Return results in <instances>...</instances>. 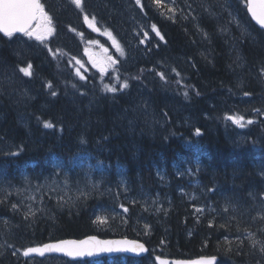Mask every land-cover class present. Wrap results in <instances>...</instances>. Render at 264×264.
Segmentation results:
<instances>
[{
    "label": "trees",
    "instance_id": "16d2710c",
    "mask_svg": "<svg viewBox=\"0 0 264 264\" xmlns=\"http://www.w3.org/2000/svg\"><path fill=\"white\" fill-rule=\"evenodd\" d=\"M89 1L79 9L40 0L59 32L49 53L31 58L33 99L14 103L0 86V264H155L153 256L264 264V32L249 18L245 0H173L180 10L170 16L143 0L163 42L150 40L155 46L146 58L130 56L129 49L118 64L128 87L116 93L104 91L95 75L79 79L68 64L67 56L77 54L70 41L63 44V31L83 25L85 17L105 20L100 15L108 8L101 6L108 0ZM232 33L236 42L228 48ZM6 41L0 36V64L12 65ZM234 68L242 70L244 92L233 87ZM134 86L155 98L164 117L154 131L137 120L133 127L117 120L118 112L132 115ZM167 91L182 98L189 121L179 123L182 117L163 108ZM225 116L254 122L240 132ZM52 178L63 192L41 188L31 200L17 191ZM87 236L138 240L150 253L140 261L117 256L85 263L16 256L27 247Z\"/></svg>",
    "mask_w": 264,
    "mask_h": 264
},
{
    "label": "rangeland",
    "instance_id": "374dc122",
    "mask_svg": "<svg viewBox=\"0 0 264 264\" xmlns=\"http://www.w3.org/2000/svg\"><path fill=\"white\" fill-rule=\"evenodd\" d=\"M66 1L69 3V1L71 0ZM141 5L142 0H140L139 4H137L136 0H108L106 4H102L101 7L108 8L105 10L106 14L102 13V15H100L104 17V22L96 17L92 20V23H94L95 25L101 24V30L99 33L97 32V36L94 39L90 41L87 40L88 42L84 44L82 49L83 52H87L91 55L93 54L94 58L90 60L88 57H84L83 54L82 58H78L72 55L68 57L66 55L67 60H69L68 64L70 66V70L73 74H75V76H77L81 80H84L90 75H95L98 83H100L104 91L113 89L112 92L116 93L118 90H121L123 88L125 89L123 85L128 83L122 82L120 80L118 70V64L120 63V61H124L128 58L129 49L130 56L132 54V56L135 55L137 58H141L142 56L144 57L147 45L151 44L150 40L154 39L155 41H158V38H160V34H156L157 30L153 31V26H150L144 21V16H142L144 9H142ZM153 7L154 12H157L155 11L156 9L158 11L161 10L159 11V16L161 12L162 14L164 12V14L166 15L167 13H169L168 15H175V13L179 9V4L176 5L173 0L172 2L170 0H161L160 6H157V4L155 3ZM170 8L172 9V11H169ZM106 21L108 24L110 23V25H114L115 22V28L112 27L110 29L108 27V24L105 23ZM124 23L127 24L124 25ZM235 23L239 29L238 32L240 33V36L246 38L248 34L247 29L242 26L237 19ZM39 24L40 21H36L34 27L31 30L33 32H36L37 26ZM53 25L55 26L54 22L51 20L50 26L52 27V29H54ZM44 27L46 26L41 27V32L44 31ZM115 32L117 35L115 34ZM106 33H111V38H109ZM53 34L54 30L43 40L36 39L35 35L28 36L25 34L18 38L10 37L7 39L5 44L8 47L9 53L15 58V63L12 65H5V63L0 64V86L1 89H3V94L7 95V97H10L11 101H13L14 103L20 104L21 102L33 99L32 95L34 92L31 90L32 88L29 85V78L31 75L25 76L24 73L20 71V69L27 68L29 65H31V58L35 56L36 52L39 49H43V51L46 50L48 53V49L50 50V48L48 47L49 37ZM225 34H227V32ZM113 40H115V44L113 43ZM142 40L144 41V43H141ZM235 42L236 36L232 33L230 42L227 44L228 48H231V43L235 44ZM121 52L123 54H121ZM232 52L233 50L231 51V53ZM61 54L62 52L60 53L57 50V53L55 52L54 57L58 55L57 57L59 59V56ZM176 60H178L179 62L180 58ZM77 61H79V63H77ZM112 61H115V63H113ZM233 62L236 65L234 57ZM234 69L236 71L233 72L235 73V84L233 85V87L238 93L244 92L246 81L244 80V75L241 73L242 70H238L237 68ZM30 71L32 73V69H30ZM81 77H83V79ZM249 89H253V86L250 84ZM160 100L163 108L167 107L172 111V114H174V116L182 117V120H179V123H181L183 120L189 121L191 119V116L190 114H188L187 109L183 107V105L185 104H183L182 98L174 94V91L173 93H170L169 91L164 92V95L161 96ZM128 102L132 109V115L128 119H126L127 114L124 111L117 113V120L122 121V123H126L128 127L135 126L137 120L140 122L142 127L150 131H154L158 128V126H160V124L163 123L164 117L155 107V98L142 87H133L132 92L130 93V98H128ZM209 102L211 103V101ZM206 103L208 104V101ZM222 104L223 101L221 100L220 102L214 103L213 107H215L216 109L217 105ZM224 106L225 105H223V107ZM238 117L243 118L241 121L242 126L233 124L232 121L231 123L232 126L240 132H243V130H245L247 126L251 124L248 123V121H252V123L254 122V119L246 118L247 116ZM41 188L46 191H48L49 189L61 192L64 191L62 183L55 178L49 180L47 179L41 184H38V186H34L26 182L22 187H19L17 191L23 193V195H26L28 197V199L32 200L36 196L37 191ZM80 188L81 187H79L78 189ZM16 256L22 258V251L17 252ZM62 264H67V262L63 261Z\"/></svg>",
    "mask_w": 264,
    "mask_h": 264
},
{
    "label": "snow or ice",
    "instance_id": "6c2138e0",
    "mask_svg": "<svg viewBox=\"0 0 264 264\" xmlns=\"http://www.w3.org/2000/svg\"><path fill=\"white\" fill-rule=\"evenodd\" d=\"M71 2L77 8L81 7V0H71ZM136 2L139 4L140 0H136ZM153 2L156 3L157 6H160L161 0H153ZM247 7L256 23L259 24L261 28H264V0H248ZM169 11H172V9L170 8ZM87 20L88 18L85 17L86 22ZM33 21H40L36 32L30 29V25ZM50 25L51 20L44 12L43 6L39 0H0V32L5 36L11 37L13 33L20 32L28 36L35 35L36 39L43 40L53 31ZM43 26L46 27H44V31L41 32L40 29ZM89 26L92 27L93 25L90 24ZM153 31H156L155 25H153ZM106 34L111 38V33ZM156 34L159 35V32ZM161 39H163V37H161ZM113 43H116L115 40H113ZM141 43H144V41L142 40ZM121 54L123 53L121 52ZM112 62L115 63V61ZM77 63H79V61H77ZM31 67L32 66L29 65L27 68H21L20 71L23 72L25 76H30L32 75L30 71ZM81 78L83 79V77ZM161 79H164L163 75H161ZM127 86V84L123 85L125 88ZM48 87H51V85H48ZM108 90L113 91V89ZM51 94L55 96L56 92L53 91ZM225 119L231 120L233 124L242 126V117L225 116ZM248 123H252V121H248ZM44 127L51 128L53 125L45 122ZM196 134L199 135V130H197ZM13 155H15V153H13ZM15 207L16 206L13 205V208ZM125 211H127V209H125ZM197 211H199V209ZM97 219L100 223H104L101 218ZM45 250L63 252L69 257H83L92 256L99 252H142L145 249L142 244H137L134 241H97L95 237H90L88 240L83 241H61L55 245H46L44 249L29 248L23 254L28 256L31 252H37L43 255ZM262 250H264V248H262ZM192 264H211V262L208 260H200L194 261Z\"/></svg>",
    "mask_w": 264,
    "mask_h": 264
},
{
    "label": "water",
    "instance_id": "95a60500",
    "mask_svg": "<svg viewBox=\"0 0 264 264\" xmlns=\"http://www.w3.org/2000/svg\"><path fill=\"white\" fill-rule=\"evenodd\" d=\"M246 4H248V0H246ZM247 12L249 17L251 18L252 22L262 31H264V28H261L259 24L256 23V21L252 18L251 14L248 11V7H247ZM35 21L32 22V24L30 25V28L32 27V25L34 24ZM88 23V21L86 22ZM24 33H20V32H16L13 33V35L16 36H21ZM0 36L2 37H8L5 36L2 32H0ZM90 237H95V239L97 241H134L137 244H142L144 246V251L142 252H99L96 253L92 256H77V257H69L66 256L63 252H58V251H48L45 250L43 255H40L37 252H31L29 253L28 256H25L24 254L22 255L25 259H30V258H38V259H45L47 257H60V258H64L68 261L71 262H83V261H87V260H97V259H101L104 257H115V256H125L127 258H133V259H142L145 258L149 252L150 249L141 241H137V240H133V239H128V238H108V239H102L98 236H87L84 237L82 239H64V240H59V241H53V242H48L42 245H36V246H32L29 248H37V249H44L46 245H55L60 243L61 241H83V240H88ZM29 248H27L25 251H27ZM24 251V252H25ZM23 252V253H24ZM200 260H208L211 262V264H217L218 263V258L217 257H198V258H194V259H184V260H174V259H167V258H161V257H154V262L155 264H192V262L194 261H200Z\"/></svg>",
    "mask_w": 264,
    "mask_h": 264
},
{
    "label": "flooded vegetation",
    "instance_id": "af4514ba",
    "mask_svg": "<svg viewBox=\"0 0 264 264\" xmlns=\"http://www.w3.org/2000/svg\"><path fill=\"white\" fill-rule=\"evenodd\" d=\"M65 2H66V4H67V6H71L73 3L71 2V1H69V4L67 3V1L65 0ZM84 2V0H81V3H83ZM143 0H142V5H141V7H142V9H144V8H146V11H145V9L143 10V15L142 16H144V19H145V22L147 23V24H149L150 26H153V25H155V27H156V30H157V32H159V34H160V38L158 39V41H162L163 39H161V37H163L162 36V33H161V29H160V27L157 25V24H155L154 23V20H152L153 19V17L151 16L152 15V13H151V11H149L148 9H147V7L146 6H144V4H143ZM41 3V2H40ZM41 5L43 6V9H44V12L49 16V18H50V20H52V18L50 17V14H48L47 13V10H45V8H44V5L41 3ZM74 5V4H73ZM76 7V6H75ZM79 9H82L81 7L79 8ZM154 9V7L152 8V10ZM154 11V10H153ZM148 13V14H147ZM156 14H157V12H155ZM159 13V12H158ZM151 14V15H150ZM84 18L82 19V22H83V25H78L79 26V28H77L78 26H74V28H69L68 29V27H67V30L66 31H63V35H62V40H63V42L64 43H67V44H69L70 42V46H71V48H72V50H75L76 51V54H77V56H80V57H82V54L84 55V57H88L90 60H92L93 58H94V56H93V54L91 55V54H88L87 52H83L82 51V49H83V46H84V44L86 43V42H88V41H90V40H92V39H94L96 36H97V32L99 33L100 32V30H101V24H94V23H92V20L93 19H90V22L88 23V24H84ZM90 24H92L93 26L92 27H90L89 25ZM114 24H116L115 22H114ZM81 26V27H80ZM53 30H54V34L52 35V36H50L49 37V41L51 40V39H53V38H55L56 36H57V34H58V32H59V30H58V27L55 25H53ZM78 29V30H77ZM95 29V30H94ZM86 32V33H85ZM65 34V35H64ZM68 35V36H67ZM85 36H89V38L90 39H86V37ZM70 37V38H69ZM73 39L75 40V41H73ZM66 40V41H65ZM88 40V41H87ZM152 40V39H151ZM67 41H70V42H67ZM153 41H155L154 39H153ZM163 42V41H162ZM73 44H75V45H73ZM152 46H154L152 43L151 44H149V45H147V49H146V53H148L149 52V50L150 49H148L149 47H152ZM78 48V49H77ZM41 52H44L43 51V49H39L37 52H36V54L35 55H37V54H40ZM50 52V50L48 49V53ZM145 53V54H146ZM144 54V55H145ZM73 56V55H72ZM77 56H75V57H77ZM106 58H107V56H106ZM93 62H94V60H93Z\"/></svg>",
    "mask_w": 264,
    "mask_h": 264
},
{
    "label": "bare ground",
    "instance_id": "6f19581e",
    "mask_svg": "<svg viewBox=\"0 0 264 264\" xmlns=\"http://www.w3.org/2000/svg\"><path fill=\"white\" fill-rule=\"evenodd\" d=\"M88 1H89V0H88ZM179 1H180V0H179ZM89 2H90V1H89ZM175 2H176V1H175ZM87 4H88V2H87ZM152 4H154V3H152ZM175 4H176V3H175ZM87 6H88V5H87ZM144 6H145V5H144ZM150 7H151V6H150ZM152 7H153V6H152ZM144 9H145V11H146V8H144ZM158 9H159V8H158ZM87 10H88V9H87ZM97 10H98V8H97ZM156 10H157V9H156ZM156 10H155V11H156ZM178 10H180V8H179ZM159 11H160V10H159ZM88 12H89V11H88ZM93 12H94V11H93ZM98 12H99V11H98ZM98 12H97V13H98ZM157 12H158V11H157ZM151 13H152V12H151ZM91 14H93V13H91ZM95 14H96V12H95ZM99 14H100V13H99ZM99 14H98V15H99ZM126 14H127V13H126ZM147 14H148V13H147ZM160 14H162V12H161ZM150 15H151V14H150ZM158 15H159V14H158ZM171 15H172V14H171ZM144 16H145V15H144ZM151 16H153V15H151ZM154 16H155V15H154ZM164 16H165V15H164ZM169 16H170V15H169ZM97 17H99V16H97ZM161 17H162V16H161ZM165 17H166V16H165ZM78 18H79V17H78ZM100 18H101V17H100ZM154 18H155V17H154ZM79 19H80V18H79ZM171 19H172V18H171ZM232 19H233V18H232ZM234 19H235V18H234ZM152 20H153V19H152ZM78 21H80V20H78ZM125 21H126V20H125ZM144 21H145V20H144ZM103 22H104V21H103ZM106 22H107V21H106ZM106 22H105V23H106ZM126 22H127V21H126ZM234 22H235V21H234ZM78 23H79V22H77V24H78ZM71 24H72V23H71ZM77 24H76V25H77ZM80 24H81V23H80ZM80 24H79V25H80ZM106 24H107V23H106ZM109 24H110V23H109ZM112 24H113V22H112ZM126 24H127V23H126ZM126 24L124 23V25H126ZM74 25H75V24H74ZM74 25H73V26H74ZM114 25H115V24H114ZM114 25H113V26H114ZM68 26H69V25H68ZM110 26H112V25H110ZM80 27H81V26H80ZM77 28H79V26H78ZM113 28H115V27H113ZM79 29H80V28H79ZM116 29H117V28H116ZM77 30H78V29H77ZM112 30H113V29H112ZM118 30H119V28H118ZM118 30H117V31H118ZM118 32H119V31H118ZM115 34H116V32H115ZM64 35H65V34H64ZM116 35H117V34H116ZM67 36H68V35H67ZM69 38H70V37H69ZM158 39H159V38H158ZM62 42H63V41H62ZM133 42H134V41H133ZM150 43H151V42H150ZM159 43H160V42H159ZM63 44H65V43H63ZM123 44H124V43H123ZM152 44H153V43H152ZM73 45H75V44H73ZM126 45H127V44H126ZM135 45H136V44H135ZM154 46H155V44H154ZM149 48H150V47H149ZM149 48H148V49H149ZM153 48H155V47H153ZM70 49H71V48H70ZM77 49H78V48H77ZM75 50H76V49H75ZM75 50H74V51H75ZM72 51H73V50H72ZM150 51H152V50H149V52H150ZM149 52H148V53H149ZM45 53H46V52H45ZM141 53H142V52H141ZM148 53H146V54L144 55L143 58H146V56H147ZM42 54H44V53H42ZM129 59H131V58L129 57ZM206 59H207V58H206ZM231 60H232V59H231ZM127 61H128V60H127ZM228 62H229V61H228ZM247 62H248V61H247ZM18 63H19V62H18ZM208 63H209V62H208ZM214 63H215V62H214ZM204 65H205V64H204ZM224 65H225V64H224ZM209 66H210V65H209ZM214 67H215V66H214ZM217 68H218V67H217ZM179 69H180V68H179ZM254 71H255V70H254ZM167 73H168V72H167ZM241 73H242V72H241ZM249 73H250V72H249ZM174 77H175V76H174ZM175 78H176V77H175ZM178 78H179V77H178ZM262 79H263V78H262ZM26 80H27V79H26ZM178 81H179V80H178ZM174 83H175V82H174ZM223 85H224V84H223ZM218 86H219V85H218ZM177 87H178V86H177ZM178 88H179V87H178ZM219 90H220V89H219ZM260 90H261V89H260ZM259 99H260V98H259ZM217 100H218V99H217ZM254 100H255V99H254ZM261 101H262V100H261ZM12 102H13V101H12ZM262 102H263V101H262ZM213 103H214V102H213ZM21 104H22V103H21ZM255 104H256V103H255ZM258 104H259V103H258ZM260 105H261V104H260ZM263 105H264V104H263ZM25 106H26V105H25ZM261 106H262V105H261ZM17 111H18V110H17ZM223 112H224V111H223ZM17 114H18V113H17ZM216 114H217V113H216ZM219 114H220V113H219ZM219 114H218V115H219ZM182 127H183V126H182ZM234 132H235V131H234ZM189 134H190V133H189ZM233 134H235V133H233ZM237 140H238V139H237ZM242 148H243V147H242ZM0 156H1V155H0ZM197 164H198V163H197ZM53 166H54V165H53ZM55 166H56V165H55ZM57 169H58V168H57ZM66 178H67V177H66ZM60 179H61V178H60ZM36 186H37V185H36ZM57 186H58V185H57ZM59 186H60V185H59ZM66 186H67V185H66ZM78 186H79V185H78ZM43 187H44V186H43ZM64 188H65V187H64ZM61 189H62V188H61ZM53 193H54V192H53ZM77 193H78V192H77ZM111 212H112V211H111ZM113 212H114V211H113ZM113 212H112V213H113ZM248 216H249V215H248ZM248 221H249V220H248ZM31 247H32V246H31ZM27 248H29V247H27ZM27 248H26V249H27ZM26 249H24V250L22 251V255H23V252H24ZM200 257H202V256H200ZM17 258H19V257H17ZM22 258H23V257H22ZM24 259H25V258H24ZM15 261H16V260H15ZM52 261H53V260H52ZM16 263H17V262H16ZM55 263H57V262H55ZM84 263H85V262H84Z\"/></svg>",
    "mask_w": 264,
    "mask_h": 264
}]
</instances>
